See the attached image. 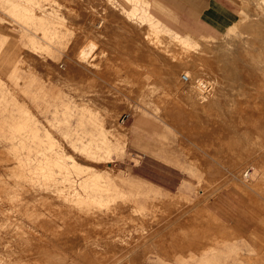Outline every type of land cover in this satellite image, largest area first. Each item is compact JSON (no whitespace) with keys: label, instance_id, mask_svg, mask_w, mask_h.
Wrapping results in <instances>:
<instances>
[{"label":"rangeland","instance_id":"374dc122","mask_svg":"<svg viewBox=\"0 0 264 264\" xmlns=\"http://www.w3.org/2000/svg\"><path fill=\"white\" fill-rule=\"evenodd\" d=\"M14 1L45 13L47 19L16 9ZM95 1L77 0L76 14H71L68 0H0V58L11 52L17 61L16 66H0V264H247L250 257L254 264H264V184L244 194L232 183L235 178L261 180L263 171L252 161L263 162V150L252 148L240 172L234 173L219 153L194 143L191 130L173 114L177 102L198 123L206 115L197 108L207 105L227 134H242L244 140L255 132L250 126L264 130V7L258 12L259 0H240L241 16L233 31L193 38L207 48L205 76L211 78V98L201 101L186 96L185 79L179 89L165 82L168 59L157 53L165 50L137 41L141 31L152 32L155 18L165 41L188 38L176 31L168 10L152 0H103L96 1L97 6ZM127 5L138 7L135 15L127 12ZM80 37L98 44L85 77L74 62L73 45ZM99 51L106 55L96 58ZM133 61L143 64L140 69L148 76L143 82L132 74ZM237 100L246 102L244 114L233 112ZM98 121L105 128L113 124L116 135L100 131ZM241 121L247 125L239 129ZM207 138L201 133L199 139ZM189 144L196 148L193 155L187 153ZM208 160L219 167L220 175L206 176ZM135 180L146 182L138 188L131 184ZM74 190L84 196L88 191L96 200L72 201ZM173 192L179 200L162 204L163 196ZM144 203L151 209L140 213L133 208ZM154 206H164L163 214ZM203 206L235 231L183 226L187 216ZM114 207L119 209H108Z\"/></svg>","mask_w":264,"mask_h":264},{"label":"bare ground","instance_id":"6f19581e","mask_svg":"<svg viewBox=\"0 0 264 264\" xmlns=\"http://www.w3.org/2000/svg\"><path fill=\"white\" fill-rule=\"evenodd\" d=\"M7 1V0H6ZM50 2H56L60 0H48ZM70 2V6L72 7V12L71 14H76V11L74 9V4H76L77 0H68ZM88 1V0H87ZM93 1V0H92ZM96 1H103V0H96ZM95 1V2H96ZM109 3H115L117 0H105ZM104 1V2H105ZM122 1H126V3H130L131 0H122ZM139 1H143L144 3H148L146 2V0H139ZM40 2V0H39ZM47 2V1H46ZM58 2V3H59ZM90 2V1H89ZM88 2V4H89ZM11 3V0L10 2ZM14 3V4H13ZM12 4L14 5V7H17L16 9H18V7H22L21 9L24 11H29L32 12V9H29L27 6H21L20 4L16 3L15 1ZM42 3V2H40ZM44 3V2H43ZM151 3V2H150ZM38 4V3H37ZM78 4V3H77ZM155 4V3H154ZM23 5V4H22ZM90 5V4H89ZM101 5V4H100ZM118 5V4H117ZM44 6V5H43ZM55 6V5H54ZM91 6V5H90ZM97 6V2L96 5ZM109 6V5H108ZM37 7V6H36ZM49 7V6H48ZM102 7L106 8L104 5H102ZM127 8V12L131 15L136 13L138 7L134 6V8L130 7L129 5L125 6ZM255 7L256 10L259 12V10L264 7V0H259V2L255 3ZM41 8V7H40ZM95 8V7H94ZM93 8V9H94ZM119 8V7H117ZM10 9V8H9ZM35 9V8H34ZM38 9V7H37ZM43 10V8H41ZM48 9V8H47ZM100 9V8H97ZM103 9V8H102ZM91 10V9H90ZM140 10V9H139ZM254 10V9H253ZM255 10V11H256ZM67 11V10H66ZM145 11V8H144ZM256 11V12H257ZM4 12V11H3ZM15 12V11H14ZM51 12V11H50ZM55 12V11H54ZM263 12V11H262ZM17 13V12H16ZM35 12H32V15H34ZM57 13V11H56ZM61 13V12H60ZM64 13V11H63ZM92 13V12H91ZM113 13V11H112ZM127 13V14H128ZM13 14V13H12ZM53 14V13H52ZM103 14V13H102ZM150 14V13H149ZM258 15V13H256ZM23 15V13H22ZM36 16H38L41 20H45L47 19L45 15V13L42 14H36ZM61 15V14H59ZM64 15V14H63ZM88 15V14H87ZM98 15V14H97ZM151 15V14H150ZM28 17H31V15H28ZM66 16V15H64ZM63 16V17H64ZM52 17V16H51ZM74 17V16H73ZM101 17V16H100ZM33 18V17H32ZM88 18V17H87ZM102 18V17H101ZM142 18V17H141ZM144 18V17H143ZM142 18V20H143ZM148 18V17H147ZM263 18V17H262ZM28 19V18H27ZM264 19V18H263ZM34 20V19H33ZM35 21V20H34ZM40 21V20H39ZM105 21V20H104ZM103 21V22H104ZM108 21V20H107ZM115 21V20H114ZM156 22H151L150 26L152 29V32H147V31H141L142 34V38H139L137 41H139V45L144 46L146 48L149 49H153V50H165L166 52H157L159 55H164V58L168 59L166 60V62H164V72H163V76H164V80L165 82L170 85L173 86L175 89H179L182 87V80L181 79H185L186 82V86L188 87V94L186 95L187 97H192V96H196L198 99H201V101L203 99H208L211 98V88L210 87V77L205 76V67L206 65H208V61H207V57H203V52L207 51V48L205 45H203L201 42L199 41H194L193 38L191 36H186L188 38H185L182 36L181 39L178 40H170V41H165L166 39L160 34V30L158 28V23L160 22V20H156ZM69 22V21H68ZM86 22V20H85ZM88 22H90V20H88ZM98 22V21H96ZM102 22V20H99V24ZM137 22V21H136ZM31 24V23H30ZM98 24V26H99ZM28 25V24H27ZM101 25V24H100ZM49 26V24H48ZM96 26V24L92 27H98ZM149 27V25H148ZM167 27V26H166ZM236 27V25L232 26L228 32L233 31L234 28ZM47 28V27H46ZM168 28V27H167ZM22 29V28H21ZM128 29V28H127ZM135 30V28L132 27V30ZM35 30V29H34ZM40 30V29H39ZM91 30V29H90ZM97 30V29H96ZM20 31V30H19ZM53 31V30H52ZM164 31V30H163ZM42 32V30L40 31ZM94 32V31H93ZM169 32V31H168ZM22 33V32H21ZM83 33V32H81ZM28 34V32H27ZM30 34V32H29ZM52 34V33H51ZM54 34V33H53ZM127 34V33H126ZM67 35V33H66ZM65 35V37H66ZM82 35V34H79ZM152 36V37H151ZM33 38V37H32ZM57 38V36H56ZM196 38V37H195ZM29 39V38H26ZM67 39V38H66ZM221 39V38H220ZM219 39V40H220ZM37 40V39H36ZM218 40V39H217ZM30 41V40H29ZM40 41V40H39ZM35 42V41H34ZM61 42V41H60ZM36 43V42H35ZM39 43V42H38ZM85 40L82 39V37L80 38H76L74 45H73V50H74V54H75V58H74V62H75V66L77 65V69L76 71L79 72V75H81L80 77H85L86 75H88V70H91V67L93 65L92 61H93V55L96 54V50L98 48V44L97 42H95L94 40H89L88 42H86L85 44ZM163 44V45H162ZM4 45V42H0V50H2V46ZM32 45V44H31ZM35 45V44H34ZM221 45V44H220ZM41 47V46H40ZM240 47V46H239ZM34 48V47H33ZM37 49V47L35 48ZM38 49H40L38 47ZM42 50V49H41ZM9 53V55H7ZM11 52H6V58L5 60L2 59V56L0 58V66H4L7 65L8 63H10L12 66H16L15 63L17 62L10 54ZM192 54H195L194 56H192ZM68 55V54H66ZM98 55H101L100 57L103 58L104 51H99L96 55V58L98 57ZM217 55V53H216ZM95 56V55H94ZM233 57V56H231ZM92 58V59H91ZM176 59V61L172 60V59ZM200 58V59H199ZM219 58V57H218ZM58 59V57H57ZM100 59V58H99ZM102 63V62H101ZM132 64V74H135V78L137 80V82H143L145 79L148 78V76L146 75L147 73H143V70H141L140 68H143V64H141L138 61H133L130 62ZM67 64V63H66ZM95 64V63H94ZM61 65V64H60ZM64 65V64H63ZM99 65V64H98ZM156 66V64H154ZM62 66V65H61ZM71 66V65H70ZM64 67V66H63ZM185 67V73H181V70ZM145 68V67H144ZM148 69V68H147ZM53 70V69H52ZM49 71V70H48ZM64 71V70H63ZM148 71V70H147ZM151 73V71H150ZM63 74V73H62ZM78 75V76H79ZM63 77V76H62ZM89 77V76H88ZM154 77V76H153ZM181 77V78H180ZM46 79V78H45ZM53 79V78H52ZM60 79V78H59ZM213 80V79H212ZM55 81V80H54ZM212 82V81H211ZM1 83V82H0ZM4 84V82H3ZM5 85V84H4ZM184 85V84H183ZM212 85V84H211ZM12 87V86H11ZM10 88V87H9ZM16 88V87H15ZM10 90V89H8ZM2 92H4L3 90H0ZM7 91V90H6ZM8 92V91H7ZM6 92V93H7ZM25 92L27 93L28 91L25 90ZM34 92V91H33ZM52 92V91H51ZM69 92V91H68ZM70 93V92H69ZM22 94V93H21ZM20 94V96H21ZM65 94V93H64ZM63 94V95H64ZM3 95V93H2ZM7 95V94H6ZM73 96V95H72ZM185 96V95H184ZM183 96V97H184ZM3 98V96H2ZM12 98V96H11ZM20 98V97H19ZM24 98V97H23ZM32 98V97H31ZM165 98L170 99L171 97L166 96ZM179 98V96H178ZM1 99V98H0ZM72 99V98H71ZM173 99V98H172ZM238 99V98H237ZM8 100V99H7ZM10 100V98H9ZM8 100V101H9ZM19 100V99H18ZM21 100V99H20ZM240 100V99H239ZM235 101L234 102V109L233 112L237 113V114H244L246 109H245V104L246 102H241V101ZM208 101V100H207ZM10 102V101H9ZM28 103V102H27ZM62 104V103H61ZM79 104V103H78ZM173 104L176 105V110L173 114H176V119L178 120L179 124L182 126H186L189 130H191V132L194 135V140L198 143H200V145L204 146L206 149H208L209 151L215 152L216 154L219 153L223 160H225L226 163L229 164V167L231 168V170L234 173H238L240 172V168L241 166L247 161L249 154L251 153V149L252 148H258L257 152L259 150H263V160H264V130H260L257 126H250L251 129H253L254 134L251 135L250 139L248 137V135H245V139H241V136L244 137V135L241 134V136L236 135L232 136L230 134H227L226 130V126L225 125H221L220 124V120L216 119L217 117H212L211 116V108L209 109L208 107H206L207 105H203V108L200 110L199 108H197L201 113V115H206L203 116L202 118H198V123L193 120V116L190 114V112H188V110L180 105L177 102H173ZM16 105V104H14ZM24 105V104H23ZM28 106V105H27ZM30 106V105H29ZM56 106V105H55ZM79 106V105H78ZM73 107V106H72ZM201 107V106H200ZM28 108V107H27ZM31 108V106H30ZM253 108V107H252ZM6 109V107H5ZM59 109V108H58ZM13 110V109H12ZM15 110V108H14ZM77 110V109H76ZM90 116L95 119L96 121L99 120V118L97 116H95L94 114H92V110H90L89 108L87 109ZM190 110V109H189ZM31 111V110H30ZM34 110H32L33 112ZM195 111V109H194ZM25 112V111H24ZM36 112V111H35ZM63 112V111H62ZM74 112V111H73ZM11 113V112H10ZM15 113V112H14ZM76 113V111H75ZM13 114V113H12ZM217 114V113H216ZM30 115V114H29ZM210 115V116H208ZM35 116V115H34ZM33 116V117H34ZM37 116V113H36ZM104 116V115H103ZM111 115H109L108 117H110ZM208 116V117H207ZM10 117V116H9ZM32 117V118H33ZM48 118V117H47ZM111 118V117H110ZM16 119V118H15ZM13 120V117L12 119ZM19 120V119H17ZM34 120V119H33ZM46 120V119H45ZM80 120V119H79ZM87 120V119H86ZM89 120V119H88ZM35 121V120H34ZM65 121V120H64ZM16 122V121H15ZM99 123L97 124L98 128L100 129V131H105V133L108 135H110V133L113 134V136H115V126L113 124H111L110 126L107 125V127H102L103 124L101 123V121H98ZM23 123V122H21ZM20 123V125H21ZM36 123V122H35ZM50 123V122H48ZM95 123V122H94ZM18 124V123H17ZM37 124V123H36ZM90 124V123H89ZM106 124V123H105ZM19 125V126H20ZM238 125H240L238 128L241 129L240 127H244V125H247L246 122L241 121ZM17 126V125H16ZM18 126V128H19ZM36 126V125H35ZM38 126V125H37ZM74 126V125H73ZM76 128V127H75ZM74 128V130H75ZM97 128V127H96ZM36 129V128H35ZM34 129V130H35ZM95 129V127H94ZM128 129V128H127ZM20 130L21 127H20ZM94 131V130H93ZM258 131V132H257ZM261 131V132H260ZM74 132V131H73ZM72 132V133H73ZM90 132V131H89ZM236 132V131H235ZM40 133V132H39ZM70 133V132H69ZM100 133V132H99ZM104 133V134H105ZM201 133H205L207 140L202 141L201 139H199L201 137ZM239 133V132H238ZM67 134V133H66ZM78 134V133H77ZM128 134V133H127ZM237 134V133H236ZM33 135V134H32ZM69 135V134H68ZM100 135V134H98ZM234 135V134H233ZM90 136V135H89ZM95 136V135H94ZM97 136V135H96ZM112 136V138H113ZM103 137V136H102ZM104 138V137H103ZM127 138V137H126ZM85 139V138H84ZM114 139V138H113ZM112 139V141H113ZM129 139V138H128ZM105 141V139L103 140ZM84 142V141H82ZM95 143V142H94ZM125 143V141H124ZM88 144V142H87ZM246 145V149L243 147V145ZM112 145V144H111ZM125 145V144H124ZM127 145V144H126ZM97 148V147H96ZM110 148V147H109ZM109 148H107L109 150ZM106 149V151H107ZM122 149V148H121ZM120 149V151H121ZM196 149L194 146H192L191 144H189L187 146V153L190 155H193L196 153V151L194 150ZM60 150V149H59ZM59 150L57 152H59ZM96 150V149H95ZM119 150V147H118ZM62 151V150H60ZM117 151V150H116ZM89 152V150H88ZM108 152V151H107ZM111 152V151H110ZM94 154V153H93ZM100 154V153H99ZM48 155V154H47ZM58 155V154H57ZM92 155V154H90ZM213 155V154H212ZM219 155V156H220ZM51 156V154H50ZM93 156V155H92ZM197 156V155H196ZM218 157V156H217ZM55 158V157H54ZM58 158V157H57ZM99 158V157H98ZM188 159V158H187ZM195 159V158H194ZM201 159V158H200ZM44 160V159H43ZM211 160V159H210ZM189 161V160H188ZM65 161H63L64 163ZM255 163V166H257L258 168H260L263 173L261 175V180L258 181H238L236 178L232 181V183L238 188L240 189L242 192H244V194H249V190H255V189H260L262 188L261 185L264 184V161L261 162L257 159H255L254 161H252ZM45 163V162H44ZM206 176L208 177H215L220 175L221 170L219 169V167L217 165H215V163H213L212 161H207L206 162ZM45 165V164H44ZM192 166V165H191ZM65 167V166H64ZM68 167V166H67ZM263 168V169H262ZM83 170V168H82ZM67 171V169H66ZM94 171V170H93ZM45 172V171H44ZM101 173V172H100ZM46 174V173H45ZM67 174V173H66ZM65 174V176H66ZM70 174V173H69ZM68 174V175H69ZM91 174V172H90ZM93 174V173H92ZM91 174V175H92ZM96 174V173H95ZM25 175V174H24ZM33 175V174H32ZM90 175V176H91ZM98 175V174H97ZM123 175V174H122ZM247 175V173H246ZM50 176V175H49ZM52 176V175H51ZM108 176V175H107ZM22 177V175H21ZM53 177V176H52ZM122 177V176H121ZM136 178H138L137 176H135ZM205 177V176H204ZM46 178V177H45ZM50 178V177H49ZM89 178V177H88ZM101 178V177H100ZM111 178V177H110ZM54 179V178H53ZM69 180V178H67ZM66 179V180H67ZM84 179V178H83ZM86 179V178H85ZM241 179V178H240ZM38 180V179H37ZM52 180V179H51ZM58 180V179H57ZM62 180V179H61ZM63 180H65L63 178ZM67 180V181H68ZM105 180V179H104ZM243 180V179H242ZM56 181V179H55ZM60 181V180H59ZM113 181V180H111ZM144 181V180H143ZM141 180H135L134 183H131L133 186H140V185H145V182H143ZM84 182V181H83ZM88 182V181H87ZM105 182V181H104ZM103 182V183H104ZM128 182V181H127ZM74 183V182H73ZM129 184V182H128ZM127 184V186H128ZM41 185V184H40ZM65 185V184H64ZM84 185V183H83ZM82 185V186H83ZM148 185V184H147ZM58 186V185H56ZM141 186V187H142ZM109 187V185H108ZM135 187V188H137ZM148 187V186H147ZM43 188V186H42ZM45 188V187H44ZM53 188V187H51ZM70 188V187H68ZM82 188V187H81ZM128 188V187H126ZM130 188V186H129ZM140 188V187H138ZM152 189L153 191V187L149 186V189ZM67 189V188H66ZM65 189V190H66ZM112 188H110L111 190ZM148 189V190H149ZM61 190V187H60ZM76 190V189H75ZM73 191L72 196H73V200H75L74 198H76L77 202L78 201H86L88 199H92V200H96L95 195L93 194H88V191H86V196L82 195L81 192H77V191ZM113 190V189H112ZM146 190V189H145ZM155 190V188H154ZM237 190V189H236ZM62 191V190H61ZM81 191V190H80ZM104 191V190H103ZM151 191V190H149ZM238 191V190H237ZM65 192V191H64ZM70 192V190H69ZM95 192V191H94ZM101 192V191H100ZM154 192V191H153ZM158 192V191H157ZM172 192V191H171ZM59 193V192H58ZM62 193V192H61ZM85 193V192H84ZM150 193V192H149ZM156 193V192H155ZM180 193V192H179ZM178 193V194H179ZM63 194V193H62ZM182 194V192H181ZM70 195V194H68ZM66 196V195H65ZM182 196V195H181ZM145 197V196H144ZM112 198V197H111ZM147 199V197H145ZM68 199V198H67ZM70 199V197H69ZM144 199V198H143ZM176 199L179 200V197L177 194L173 193H167L163 196L161 203L162 204H170L172 202H174ZM177 200V202H178ZM121 201V200H120ZM148 202V200H145ZM87 202V201H86ZM105 202V201H104ZM117 202V201H116ZM114 204V203H112ZM72 205V204H70ZM127 205V204H126ZM92 206V205H91ZM130 206V205H129ZM132 206V205H131ZM171 206V205H170ZM107 207V206H106ZM119 207V206H118ZM163 207L164 206H154V211L159 212V214H163ZM121 208V207H120ZM124 208V206H123ZM127 208V207H126ZM133 208L136 210L140 211H145V210H150L151 206H145L144 205H133ZM109 210L115 212L116 210H118L119 208H108ZM133 209V210H134ZM136 210H134L136 212ZM174 211V210H173ZM141 213V212H140ZM141 216V215H140ZM185 216V215H184ZM164 217V216H163ZM32 218V217H31ZM39 219V218H38ZM158 219V218H157ZM164 219V218H163ZM178 219V218H176ZM175 219V220H176ZM49 221V220H48ZM180 222H182L181 220H179ZM173 222V221H172ZM178 222V221H177ZM154 223V222H153ZM47 224V223H46ZM49 225V224H48ZM179 226V225H178ZM182 226V224L180 225ZM183 226L192 228L193 230H198L200 231L201 229H206L208 227H215L216 230L220 233L222 231H224V229H232L233 231H235V229L230 226L229 224L225 223V221L219 217L214 211H212L211 209H209L207 206H203L201 208V210H199V212H192L190 215L187 216ZM203 232V231H202ZM142 236V235H141ZM222 237V236H221ZM117 238V237H116ZM118 239V238H117ZM121 239V238H120ZM128 239V238H127ZM105 240V239H104ZM116 240V239H115ZM124 240V239H123ZM117 241V240H116ZM157 241L160 243V245H162V243L164 242V237L160 236ZM137 244V243H136ZM127 246V245H125ZM135 247V246H134ZM135 250V249H134ZM129 251V250H128ZM133 252V251H132ZM115 257V256H114ZM127 257V256H126ZM252 258L250 257L246 262L247 264H254V262L251 260Z\"/></svg>","mask_w":264,"mask_h":264},{"label":"crops","instance_id":"0c3cea01","mask_svg":"<svg viewBox=\"0 0 264 264\" xmlns=\"http://www.w3.org/2000/svg\"><path fill=\"white\" fill-rule=\"evenodd\" d=\"M152 1L169 11L168 15L169 17L171 15L176 31L194 38L222 36L240 20L241 16L240 0ZM154 162L169 166L158 159ZM156 166L158 167L157 164ZM151 170L155 172V166ZM166 189H171V187L168 186Z\"/></svg>","mask_w":264,"mask_h":264}]
</instances>
